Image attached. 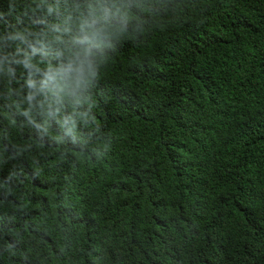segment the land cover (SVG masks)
I'll use <instances>...</instances> for the list:
<instances>
[{"label": "trees", "instance_id": "16d2710c", "mask_svg": "<svg viewBox=\"0 0 264 264\" xmlns=\"http://www.w3.org/2000/svg\"><path fill=\"white\" fill-rule=\"evenodd\" d=\"M54 2L0 0V264H264V0ZM89 4L124 31L41 109Z\"/></svg>", "mask_w": 264, "mask_h": 264}, {"label": "clouds", "instance_id": "9594fccd", "mask_svg": "<svg viewBox=\"0 0 264 264\" xmlns=\"http://www.w3.org/2000/svg\"><path fill=\"white\" fill-rule=\"evenodd\" d=\"M88 17L86 19L79 7H75L73 11L76 13L75 28L78 30L77 34H72V29L64 28L63 32L70 34V39L60 40L64 44V54L67 56L68 63L66 66L60 68H53L51 63H45L43 60L38 61L37 64H44V75L46 77L39 87H37L35 81L29 78L26 81L29 89H34L35 92H39L43 95V99L40 100L39 107L44 109L45 106L51 107L54 102H59L62 96L76 97L80 89L89 84L91 80L99 79V75L96 70L94 49L100 47V41L105 38L117 36L121 34L124 29L110 24L107 20L106 13L103 9H95L91 4L88 6ZM61 8V0H55L54 3H49L46 6V15L44 17H35L33 22L37 24L47 23V18L52 16L53 13L59 14ZM39 9V6H37ZM69 19H73L70 15ZM55 31H61L59 28ZM13 39L19 38L25 39V35L21 31H17L12 37ZM56 39H60L56 37ZM35 50H33V53ZM27 57V54H25ZM31 57H27L21 63L25 67H35L39 72L41 69L32 64ZM48 81L54 82V88L48 87ZM35 92H29L27 101L29 109L33 107L32 101L35 98ZM28 111L24 112L27 116Z\"/></svg>", "mask_w": 264, "mask_h": 264}]
</instances>
